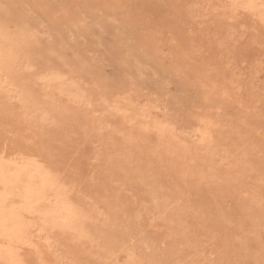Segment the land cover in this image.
Wrapping results in <instances>:
<instances>
[{"label":"clouds","instance_id":"obj_1","mask_svg":"<svg viewBox=\"0 0 264 264\" xmlns=\"http://www.w3.org/2000/svg\"><path fill=\"white\" fill-rule=\"evenodd\" d=\"M0 264H264V0H0Z\"/></svg>","mask_w":264,"mask_h":264}]
</instances>
